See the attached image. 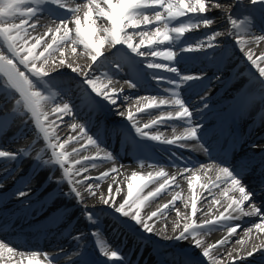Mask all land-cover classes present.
<instances>
[{
    "label": "snow or ice",
    "instance_id": "6c2138e0",
    "mask_svg": "<svg viewBox=\"0 0 264 264\" xmlns=\"http://www.w3.org/2000/svg\"><path fill=\"white\" fill-rule=\"evenodd\" d=\"M240 3L241 0H236L237 5ZM250 4L254 9L258 7L260 12L264 14V0H250ZM209 5L217 9L221 7L219 0H207V2L206 0H86L84 3L76 2V0H0V105H2L0 112L10 108V111L0 118V129H6L17 114L21 116L30 115L34 121V128L42 135L47 149L51 150L49 159H42L40 154L36 155L35 159L39 162L37 167L46 164L59 166L62 170V178L70 185L84 182L74 180V177L88 171L89 165L91 168H96L98 162L115 160L113 153L101 148L102 142L99 136L89 134L90 130L86 124L73 123L70 126L71 130L73 132L78 130L77 135H70L67 140L62 143L59 142L60 138L56 136L55 131L59 126L57 121L62 122L64 116L74 112V106L69 101L56 103L58 97L62 100L63 92L55 82V75L47 68L49 60L53 58L55 53H59L61 58L58 62L60 65L66 66L72 73L79 74L83 71L82 83L90 89L89 95L95 94V97L114 107L119 106L120 96L124 90L123 87L117 88L115 86L118 81L113 79L114 73L107 71V69L122 71L128 67L130 71H137L138 66L143 64L148 69L174 74L172 76H159L154 71L152 73L154 80H157L158 83L171 85V88L164 89L171 98H162L158 101L155 96L139 98L137 103L140 100H150L151 102L142 107H137L136 113L129 109L126 119L136 136L143 140L185 148L190 147L188 141L198 142L202 139L201 125L193 123L194 110L183 98L181 86L191 81L201 80L202 77L181 73L176 66L179 53L172 46L179 44V52L201 51L205 44L209 48L218 46L214 42L216 37L221 35L219 32H213L207 36L206 41H197L195 44L185 43L182 40L185 33L191 29L199 28L201 25L208 27L213 23V19L205 14ZM56 9L63 10L64 15L56 16ZM44 15L51 17V25L46 27L43 34L33 36L32 33L36 32L37 26L40 25V19ZM182 17H187V20H181ZM227 19L230 28L234 30L230 31L229 35L236 36V43L242 51L248 43L264 41V35L254 36L251 40L245 39V35L254 26V18L251 15L240 19L228 14ZM97 20L101 21L99 26H97ZM150 25H155L151 33L145 30ZM160 25L163 27L161 28ZM40 26L44 27V25ZM30 29L31 31H29ZM130 29L131 31H129ZM135 35L140 37L139 43L133 42ZM29 41L33 42L29 43ZM165 43L169 46L161 50L159 46L165 45ZM66 45L71 46L73 54L77 52L78 48H82L81 55L86 56L91 61L87 70L67 62L64 58ZM105 46L112 51L108 53L102 51ZM38 48H42V50L38 52ZM145 48L146 51L142 50ZM147 56L159 58L168 63L157 60H148L147 62L136 60L137 57ZM246 56L251 65L257 69L259 77L264 78V67L258 63L259 58L254 59L251 50L246 53ZM53 62L55 63L54 60ZM97 65L99 67H96ZM124 83L131 89L138 87L137 82L131 79L125 80ZM259 88L264 94V79H259ZM177 89L181 90L178 91ZM127 99L128 97H125V100ZM50 104H55L51 113L46 111ZM162 106H170L174 110H162L158 118L141 125L137 118L138 113H144L146 109H161ZM205 107H207L206 104ZM118 114L124 115L123 113ZM50 116H54L55 119H50ZM166 121H178L181 126L185 124L187 126H184L183 131L179 134H175L174 131L173 137L170 139L165 138L162 133L146 131V129L150 130ZM81 140L85 143L81 144L79 149L73 148L72 153L66 151V145L69 142L80 143ZM133 143L138 150L143 147L135 140ZM88 146L96 149L94 155H85L72 161V166H66L69 164L70 155L79 156L81 151L88 150ZM199 146L203 148L202 144ZM204 150L207 151V149ZM21 154H27V150L21 149L17 153L0 150V158H7L8 160H16ZM74 165H80V167L74 168ZM149 167H153V165H149ZM201 167L206 166L201 165ZM207 168L210 170L211 166H207ZM189 170L185 166L182 173L178 171L169 174L163 166H160L159 171L155 172L154 175L149 173L144 176L132 172L127 177V193L122 202L116 203L115 198L111 196V184L108 186L109 197L104 198L102 196L101 200L114 213L119 214L122 218H128L135 225H138L143 232L155 234L153 225L148 221L158 215H163L167 209L174 205L176 199L179 198L178 195L173 197V201L151 213L146 219L141 216V207L145 205V202L155 200L167 191L171 184L178 187V176L187 173ZM117 172L118 169L112 167L98 177H85V181L91 179L103 181L110 173ZM217 173L216 183L211 184V186L202 185V187L207 188L211 195L213 189L220 188L221 184L230 185V189L225 188L222 195L228 197V191L233 190L239 191L240 198L228 197L230 202L218 216L205 220L202 224H197L194 220L191 223H186L183 231L175 237L179 241H187L191 237L192 247L201 249L200 255L206 258L208 264H219L214 252L229 243L232 236L238 234V229L242 230L241 224L229 222L239 220L241 217H258L260 222L255 223L254 228L258 232L264 233V205L256 206L252 199L254 194L242 184L243 178L240 173L227 166L218 167ZM137 180L144 181V183L136 185L134 182ZM57 182L59 183V181ZM113 182L116 183L115 177H113ZM149 184L158 186L145 194V189L149 187ZM0 187L3 185L0 184ZM191 187V178H189V188L191 189ZM88 191L90 194H95L92 184L88 185ZM71 192L78 202H82L83 197L80 191L72 187ZM115 192L120 193L121 188L117 186ZM19 195L24 196L26 193L20 192ZM245 202L250 205L247 211L244 208ZM213 203L219 204L220 201L213 200ZM185 206L187 207V205ZM191 206L194 216L197 212L195 199H192ZM233 213H238V215H233ZM84 215L90 224L97 225L99 223V218L93 212L85 209ZM220 227L227 228V235L216 243L205 246L203 235ZM252 230V227H249L247 232L251 233ZM93 235L98 236L99 230L94 231ZM79 238V236L76 237V239ZM237 243L243 244L244 241L239 240ZM98 246L105 257L109 260L120 261L122 264L124 258L119 254V250H109L108 246L100 241H98ZM14 251L15 249L9 247L7 242H0V256L4 252L11 254ZM257 252H264V243L253 245L251 250L247 251L246 256L241 257L238 252L237 256L233 257V264H236L237 261L246 260L247 257H252ZM23 255L24 253H21V256ZM39 255L40 253L32 252L28 264H43V261L37 258ZM44 259L49 261V264H54L56 257L45 253ZM183 264H194V261L189 258L184 260Z\"/></svg>",
    "mask_w": 264,
    "mask_h": 264
},
{
    "label": "bare ground",
    "instance_id": "6f19581e",
    "mask_svg": "<svg viewBox=\"0 0 264 264\" xmlns=\"http://www.w3.org/2000/svg\"><path fill=\"white\" fill-rule=\"evenodd\" d=\"M86 2V0H82V3ZM207 2V0H206ZM221 7L215 8L211 5H209V9L212 11L211 15L208 17L213 19V16L216 17L213 19V26H211V29H208L204 32L198 31L197 29L194 32L193 36L187 37V43L195 44V41H199V39L205 38L201 41H206V37L212 34L213 32H219L220 30H224L225 32L229 33L230 31H234L230 28V24L228 22L227 16L230 12V14L235 15V17H239L240 19H243L245 11V6H241L243 4L247 5L250 4V0H241V3L239 5L236 4V0H219ZM231 5V6H229ZM54 7V6H53ZM232 7V8H231ZM227 8V9H226ZM231 8V9H230ZM253 9V7H251ZM255 13V12H254ZM209 14V13H208ZM207 14V15H208ZM253 14V11H252ZM56 16H62L64 15V11L60 9L55 10ZM238 15V16H237ZM95 18V17H92ZM90 18V19H92ZM258 22L259 18L257 19ZM19 22L18 20L16 21ZM58 22V21H57ZM101 24L100 20H97V26ZM44 25V27L40 26ZM40 25L37 26L36 32L32 33L33 36L43 34V32L46 30L47 26L51 25L50 19H43V17L40 19ZM71 26V25H70ZM87 26V25H85ZM31 31V29L29 30ZM191 33V32H190ZM246 35H253L252 30L249 31ZM235 36V35H234ZM233 37V36H232ZM252 37L247 36L248 40H251ZM140 37L137 35L134 37L133 42L139 43ZM234 40L233 43H231V46L222 47L221 49H218L219 52L215 59L216 61H225L231 64H226L229 68H226L228 72H235L238 77L231 80L226 86L223 85V82H220L215 85L216 92L211 97V101L213 103L210 106H213L217 104L216 107H212L210 112L203 114L201 110L205 109V104L207 101H203V98H198L196 101H192L190 98H193L192 92H186L183 96L186 97L185 100L188 105L191 106V109L194 110L193 115V123L194 124H200V118L205 117L208 115L214 116L216 114H224V113H232L236 114L238 116L241 131L242 133H248L249 135L252 133L258 134V139H256L253 144L254 147H256L257 143H260L261 145L258 147V149L263 148L264 149V103L261 99L257 97L256 89L253 88V86L259 87V79L260 78L257 69L255 66L251 65V62L247 60V56L245 53H243L240 49L241 47L236 43V36L235 38H232ZM222 42L227 43V40H221ZM33 41H29V43H32ZM250 45L251 54L253 55L254 59H258V63H260L261 67H264V41H260L259 43H248ZM70 47V48H67ZM106 47V46H105ZM104 49V48H102ZM42 48H38L37 51H41ZM207 50V49H206ZM228 50L232 51L233 53L237 50L240 52L238 53V56L233 57ZM6 51V49H5ZM82 48H78L77 52L73 54L71 52V46L66 45L64 47L65 56L64 58L67 60L68 63H72L73 66H80L81 69L87 70L88 65L91 63L89 62L90 59L86 56L81 55ZM103 51V50H102ZM226 51V58L225 53ZM249 52V51H248ZM206 53V52H205ZM217 53V52H216ZM244 55H242V54ZM247 53V52H246ZM71 55V58L69 59L68 56ZM197 55H206V54H197L194 53V55L188 54L189 59L198 61L199 57ZM59 53H55L53 58L49 60V64L47 65V68L49 71H51L55 75V82L59 86L60 89H62L63 92V98L61 100L60 97L57 98L56 103H62L63 100H65L66 97L69 98V102L74 106V112L72 115H67L63 117V121H57V124L59 125L56 128V136H58L59 142L62 143L63 141L67 140L70 135L76 136L77 132H73L71 130L72 121L75 119L77 124H86L88 129L90 130L89 134H93V129L97 125L101 130L102 127L99 124L100 120H103L107 123H109V115L113 113L112 115H119L118 113H123L124 115L127 114L129 109H133L135 107H142L144 104L151 102L150 100H140L139 103H137L139 98H142L146 93L152 92V90L148 87L143 85L142 78L144 77L143 69L138 68L137 71H130L128 67L127 71L128 73L134 77L130 78L129 74L125 75V80H134L137 82L138 87L135 89H131L126 87L122 83H117L115 86L117 88L123 87V93L120 96V103L118 107H114L110 104H108L105 101L99 100L97 97H95V94L90 93V89L87 88L86 85L82 83V81L75 76V74L71 73V70L67 68L66 66H62L59 64L60 59ZM83 58L89 59L88 62L83 61ZM55 61V63L53 62ZM137 61H140L138 58H136ZM96 67H99L97 65ZM139 67V66H138ZM195 66H191L190 68H187L186 70H189L190 72L194 71ZM220 68L216 71H220ZM196 71V70H195ZM227 71L220 72L218 74L219 77H225L227 74ZM111 72V71H110ZM250 72H254L253 76H248ZM113 73V72H112ZM79 74L83 75V71ZM171 75H174L171 73ZM240 75V76H239ZM242 75H244L242 77ZM114 79V78H113ZM115 80V79H114ZM247 80V81H244ZM116 81V80H115ZM212 85V84H211ZM208 87H211L208 85ZM229 88H231L229 90ZM125 97H128L127 100H125ZM108 104L104 105L100 103ZM99 102V103H98ZM208 104V103H207ZM2 106V105H0ZM55 107V104L48 105ZM52 108V110H53ZM255 109V110H254ZM9 109H4L3 112H0V118L3 117V115L8 111ZM52 110H49L48 112L51 113ZM47 111V110H46ZM134 113H136V108L132 110ZM84 112H87V115H91L93 113L94 117H99V121L95 123H88L85 122ZM123 115V116H124ZM161 114L157 112V109H146L144 113L137 114V118L139 119L141 125L143 123H148L153 119H156ZM121 116V115H120ZM229 116V115H228ZM243 116H247L246 122L244 123L245 119ZM22 116L17 114L15 119L19 120ZM50 119H55L54 116H50ZM210 119V118H209ZM223 118H220V120H223ZM187 126L180 125L178 121H166L163 124H159L157 126L152 127L150 130L146 129V131H151L153 133L159 132L162 133L165 138H172L174 131L175 134H179L183 131V127ZM12 121L10 122V125L6 129H0V150H12L14 152H18V145L19 141L25 136V134L28 133L29 128L24 127L23 123L20 122L16 125L14 128V134H10L11 129L13 128ZM113 127V126H112ZM209 131V129L205 131H201L202 139L200 142H210L212 139L214 140L213 135H209V139L204 138L205 134ZM213 134V129H212ZM189 143H195L196 141H188ZM85 141L81 140L80 143L76 142H69L68 145H66V151L69 153H72L73 148L79 149L81 144H84ZM164 144V143H163ZM214 144L217 146V142H214ZM155 145H159V143H155ZM167 147L168 146H176V145H169L164 144ZM251 144H249L250 146ZM36 146H43V149L40 150L37 154H40L43 158L49 159L50 157V149H47L46 144L43 142L42 135L40 137V141L37 143ZM192 151L199 153L200 148L199 147H193ZM96 152V149L88 146L87 151H81L79 156L70 155L69 156V164L66 166H72L71 162L75 159H80L85 155H94ZM47 153V154H45ZM144 153V151H143ZM36 157V156H35ZM35 157L33 158H21L18 156L16 160H8L7 158H0V184L3 185V187H0V192H3L2 201L3 204L0 208V224L6 225L5 221L10 220L14 212L20 210L18 213V218H15L12 221V232L6 234L5 236H2L3 234H0V242H10L11 239L8 237H12L15 233L21 232L20 228H23L20 225L29 224L31 221H36L35 219H44L45 218V212L50 211L51 209L55 208L57 206V200L61 199L60 197V191H65L66 196L73 198L74 200H77L75 198L74 194L71 192V188L75 187L78 191L81 192L83 197V202L85 203V206H100L103 209L110 208L107 205H104L101 197L104 198L109 197V191L108 186L112 185V192L111 196L115 198L116 203H120L123 201L124 197L127 193V177L131 175L132 172H136L139 175L147 176L149 173L155 174V169L149 168V163H142L137 162L134 160L131 161H105V162H98V166L96 168H91L89 165V169L86 172H82L80 175L75 176L74 180L84 181L83 183L79 184H68L67 181L62 178V170L57 165L53 164H46L42 165L40 167H37V164L39 163ZM131 162V163H127ZM87 163V162H86ZM204 165V164H203ZM206 166V165H204ZM80 165H74V168H79ZM112 167H116L118 169L117 173H110V175L105 178L103 181H97L94 179L86 180L85 177H98L105 171H108ZM185 167V166H184ZM183 166H174L165 168V171H167L169 174L177 173L180 171L183 172ZM187 167L190 169L187 173H183L182 175H179L177 178L178 187L175 184H171V187L165 191L163 194L158 196L155 200H150L145 202V205L141 207V216L142 218H147L150 213L145 211V209L150 206L151 204H154L161 199L167 198V196L170 195L171 191H174L176 189L180 190L179 198L175 201L174 205L171 206L169 209H167L163 215H158L157 217H154L152 220L148 221L150 224L153 225L155 234L146 233L143 232L138 225H135L134 222L130 221L128 218H122L123 222L126 224H133L134 229L133 231H137L140 234H146L147 238H150L151 242L156 244L155 250H158V256L154 252H147V256L149 257H156L154 258V262H148L145 258L142 257H134V256H127L131 261L130 264H135L134 262H138L141 264H179L183 261L181 256H170V253L173 251V248L166 245L168 241H173L176 247L186 250L189 253H191L194 257L198 256L200 260L203 262V264H208L206 258L202 257L200 255L201 249H197L192 247L193 241L191 237L187 241H179L176 240L175 237L183 231L184 225L186 223H191L193 220L196 223H203L205 220H209L214 218L215 216H218L221 212L224 211V208L227 207V204L230 202L228 197H231L232 199H239L240 193L239 191H228V197H225L222 195V192L225 188L230 189V185H220V188L213 189L212 194L210 195L207 188L202 187V185H208L211 186V184L217 182V174L215 171L216 169H213L212 167L210 170L207 167L202 168L197 167V164L187 165ZM193 170V173L190 172ZM159 171V170H158ZM49 177H52V179H49ZM113 177H115L116 183L113 182ZM189 178H191V189L189 188ZM159 179V178H157ZM59 181V183L57 182ZM162 182V181H161ZM136 185H139L141 183H144V181L137 180L134 182ZM92 184L93 188L95 189V194H90L88 191V185ZM21 187V190H30V194L24 197L18 196L20 192L17 190L12 197L14 191L16 188ZM119 186L121 188L120 193H116L115 189ZM158 185L155 184H149V187L145 189V194L149 190H153ZM10 199V200H9ZM13 199V200H12ZM192 199L196 200V207L197 212L193 216L192 215V206L191 201ZM252 199L255 201L256 204L260 202V200L252 197ZM213 200L220 201L219 204L213 203ZM75 202V201H74ZM187 205V207L185 206ZM79 206H74L65 211L64 216L60 219L59 223L56 226L50 227L49 232L50 233H60L58 236V239H55L54 242L50 245L46 246H53L56 243H58L60 240L64 243V246L69 245V239H75L73 237L78 236L77 234H81V237L77 240L86 241L85 244L91 245L93 240H91L93 237H95V240L100 241L105 244V240L99 236H94L93 233L85 232L81 229L83 226V223L81 219H76L74 223L71 225V227L68 228H62V226L66 220L70 219L73 215L72 213L78 209ZM250 205L248 202H245L244 208L247 211L249 209ZM16 209V211H14ZM111 209V208H110ZM14 211V212H13ZM92 211L96 212H103V210L98 209H92ZM233 215H238V213H233ZM1 219H3L1 221ZM4 221V222H3ZM105 226L104 230L102 228V225ZM100 222L97 225H92V228L90 231H96V229L99 230V233L105 235V237L108 236V233L106 231V227H108L111 224L110 216H104L100 219ZM260 222L258 217H241L239 220L231 221L229 223L232 224H241L242 230L238 229V234H235L232 236V239L229 243L224 245L223 247L218 248L217 251L214 252V255L217 257L219 264H233V257L237 256V253L239 252V255H244L245 252L251 250L252 246L255 244H258V242L264 238V233L258 232L254 228V224ZM90 224V223H88ZM17 225V229L13 230V226ZM179 225V227H177ZM249 227H252V232L248 233L247 229ZM3 227L0 226V233H2ZM86 230V229H85ZM33 232H41V228L37 227L34 229ZM105 233V234H104ZM227 235V228L226 227H220L212 230L206 235H203V241L204 245L208 246L211 244L216 243L217 241L221 240ZM165 239V240H163ZM46 240H50V238H46ZM243 240L244 243L240 244L237 243V241ZM176 241V242H175ZM146 244L148 241H145ZM15 243V244H14ZM12 243L15 247L11 246L15 249V251L11 254L4 252L2 256H0V264H28V260L31 259V253L37 252L40 253V255L37 257L41 261H43V264H49V261L44 259V254L42 252H38V246L35 245V243H32L29 246H25L21 243H16L14 241ZM84 243V242H82ZM107 245V244H106ZM153 247V244H151ZM174 245V246H175ZM108 246V245H107ZM30 247V248H27ZM75 246H73L74 248ZM69 248V251H77L76 253L78 255H81L83 259H87L90 263L89 259L92 258L93 254L95 252L87 249V246L85 249L82 247V245H76V247ZM109 250H118L116 246L112 245V247L108 246ZM147 250H149L151 247L146 246ZM51 249V248H49ZM61 249V248H57ZM179 250V249H177ZM21 253H24L23 256H21ZM231 253V255H229ZM92 256V257H91ZM125 258V260L127 259ZM230 259V262H228ZM59 258L56 257V260L54 264H60L57 262ZM97 262V260H94ZM255 261V260H254ZM251 257H247L246 260L243 261H237L236 264H252L251 262H254Z\"/></svg>",
    "mask_w": 264,
    "mask_h": 264
},
{
    "label": "rangeland",
    "instance_id": "374dc122",
    "mask_svg": "<svg viewBox=\"0 0 264 264\" xmlns=\"http://www.w3.org/2000/svg\"><path fill=\"white\" fill-rule=\"evenodd\" d=\"M67 48H70V47H67ZM107 48V46L106 47H104V49H106ZM68 58L70 59L71 58V55H69L68 56ZM83 61H86V62H88L89 61V59H87V58H83ZM72 73V72H71ZM73 74H76V73H73ZM80 76V75H79Z\"/></svg>",
    "mask_w": 264,
    "mask_h": 264
}]
</instances>
